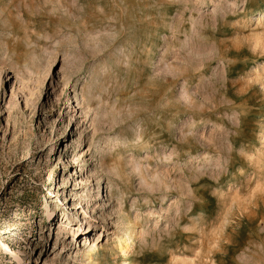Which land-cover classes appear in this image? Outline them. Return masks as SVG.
Instances as JSON below:
<instances>
[{"label":"rangeland","instance_id":"obj_1","mask_svg":"<svg viewBox=\"0 0 264 264\" xmlns=\"http://www.w3.org/2000/svg\"><path fill=\"white\" fill-rule=\"evenodd\" d=\"M0 264H264V0H0Z\"/></svg>","mask_w":264,"mask_h":264},{"label":"bare ground","instance_id":"obj_2","mask_svg":"<svg viewBox=\"0 0 264 264\" xmlns=\"http://www.w3.org/2000/svg\"><path fill=\"white\" fill-rule=\"evenodd\" d=\"M210 160H209V158H206L205 159V162H209ZM109 196H111V192H110V195ZM73 225H75V224H73ZM69 227H65V228H62V226H60V228H59V232L57 233L58 235H60V234H62V233H64V232H66V230L68 229ZM87 232V231H86ZM86 232H84V229H83V233L81 232V233H79V235H81V234H84V233H86ZM122 238L121 237H117V242H118V244H119V250L122 252V253H125L126 251H128V249H127V245H123L122 246V242H124V241H122L121 240Z\"/></svg>","mask_w":264,"mask_h":264}]
</instances>
